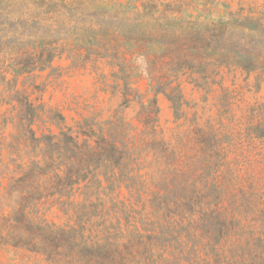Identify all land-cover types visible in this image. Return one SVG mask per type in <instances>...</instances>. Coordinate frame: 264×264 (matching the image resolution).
Wrapping results in <instances>:
<instances>
[{
    "label": "rangeland",
    "instance_id": "1",
    "mask_svg": "<svg viewBox=\"0 0 264 264\" xmlns=\"http://www.w3.org/2000/svg\"><path fill=\"white\" fill-rule=\"evenodd\" d=\"M40 1L0 0V8L26 5L27 13L49 21L72 17L73 21H105L112 26L114 22L128 38L119 39L122 66L111 63V57L86 59L85 50L75 49L70 40L49 66L30 73L13 72L17 57L10 55L6 63L12 67L5 73L6 82L0 81V219L13 218L22 195L28 194L16 181L30 170L35 158V153L24 152L19 161L22 171L11 161V145L19 144L24 150H32L34 145L21 135L23 107L18 92L41 106L31 126L35 136L43 139L36 151L40 147L48 150L49 136H56L61 147L54 165L41 171L36 181L42 193L40 218L62 227H77L73 212L66 214L62 200L48 195L45 187L57 180L56 174L64 177L78 167V158L65 152L67 144L71 147L70 137L90 146L103 137L126 151L127 158L112 168L95 157L88 171L73 177H79L80 189L75 187L71 200L76 205L84 202L87 185L106 188L107 193L100 196L107 208L117 203L107 225L114 224L112 231L121 244L138 243L128 247L131 256L127 255L126 264H156L164 250L161 244L171 238L174 246L191 245L194 231L202 243L210 242L201 234L210 227L217 234L221 228L213 220L217 217L233 221L230 235L219 245L226 256L247 264L259 253L264 258V66L250 72L235 65L215 66L208 78L199 67L175 74L159 59L154 46L159 23L264 21V0H66L69 10L64 17L48 13V6L39 7ZM0 14L6 11L0 9ZM5 19L8 21L2 16L0 21ZM138 35L145 44L131 55L127 51L131 44L126 42ZM112 46L107 43L103 50L109 48L112 53ZM40 165L46 168V163ZM122 175L125 184L110 192V183H117ZM126 183L135 186L127 188ZM167 200L173 212L170 220L162 216L164 210L155 213V203ZM131 206L138 212L131 211ZM77 251L79 257L89 253ZM91 251L101 252L96 247ZM164 255L169 257L168 252ZM0 264L66 263L0 243ZM74 264L95 263L87 258ZM158 264L167 263L162 258Z\"/></svg>",
    "mask_w": 264,
    "mask_h": 264
},
{
    "label": "trees",
    "instance_id": "2",
    "mask_svg": "<svg viewBox=\"0 0 264 264\" xmlns=\"http://www.w3.org/2000/svg\"><path fill=\"white\" fill-rule=\"evenodd\" d=\"M40 2L39 7L48 6V13L53 15L58 14L64 17L65 11L69 10V4L66 3V0H42ZM16 6L17 4H8L5 9L4 7L0 8L6 11L5 15L0 14V18L2 16L8 18V21L6 19L0 21L1 82H6L5 73L11 66L6 61L11 58L10 55L17 57L13 63V72H16L17 75L30 73L37 67L44 69L49 66L55 56L64 53L67 48L66 41L69 40L72 41L75 49L85 50L86 59L92 55L111 57V63H116L118 66L123 65L121 61L123 44L119 39L128 37L119 32L116 23L114 25L113 22L112 26L107 25L105 21L101 23L73 21L72 17L67 18V21H49L46 18H40L39 15L36 17L27 13L24 8L26 5L15 9ZM14 12H19V17H14ZM142 33L144 34V31ZM135 34L139 33L136 32ZM144 42L145 39L139 35L136 38L132 37L126 42L131 44L127 51L134 55L136 48L145 44ZM107 43L113 44L112 53L108 51L109 48L103 50ZM154 46L160 52L159 59L163 60L165 66L169 68L168 70L175 74L199 67L202 68L200 71L204 72L208 78L215 71L213 67L220 65H235L247 72L255 71L260 66H264V21H209L206 23L169 21L166 24L159 23L157 29L154 30ZM121 70L123 71L122 68ZM17 97L23 107L21 118L23 132L21 135L34 145L32 150H24L19 144L11 145V161L22 171V165L19 161L23 158V153H35V158L31 161L30 170L16 181L21 182L28 194L22 195L13 218L4 217L0 219V236L2 239L0 243L9 244L14 249H24L25 247L29 251L48 255L52 262L74 264V262L89 258L95 264H126L127 255L131 256L128 247L134 248L138 243L130 241L121 244L118 234L112 231L114 224L111 222L110 226L107 225V218L111 217L110 215L117 207V203H113L110 209L107 208L105 200L100 196L101 192L107 193L106 188H103L101 184L87 185L86 198L79 205H76L71 198L76 191L75 187L80 184L79 177L77 179H73V177L88 171L89 164L95 157L113 168V166H119L127 158V152L119 149L103 137H100L96 146H90L87 143L80 145L76 138L70 137L71 147L67 144L65 152H71L78 158V167L75 170L70 169L64 177L59 173L56 174L57 180L45 188L49 191L48 195H57L58 199L62 200L61 206L66 214L70 211L73 212V215L76 216L77 227L69 225L62 227L48 223L38 216V200L42 193L36 181L39 174L45 173L54 165L55 155L60 152L61 147L54 140L56 136H49L46 138L48 150L40 147V150L36 151L43 139L35 136L31 126L34 124L41 106H35L18 92ZM19 138V135L15 137L17 142ZM42 155V159H36ZM41 163H46L45 169L41 167ZM126 178L127 180L130 179ZM125 182L126 179L122 175L117 183H110L109 191H114L121 186V183L125 184ZM134 186L126 183L127 188ZM79 189L80 187L77 188V190ZM136 190L139 191V188ZM94 196L95 199H93ZM155 206V213L164 210L162 216L170 220L173 212L168 200L155 203ZM130 210L138 212L134 206H131ZM95 217L101 219L94 220ZM114 218L118 220V218ZM213 220L215 224L221 225L217 234L211 229L212 227L205 229L201 234V237L209 238L210 242L204 244L198 240L199 235L196 231L191 235L193 240L191 245L174 246L173 239L169 238V242L161 244L164 250L159 261L163 258L167 264H184V260L186 264H247L244 260L232 261L219 249L221 239L230 235L229 229L232 228L233 221L228 222L226 217H217ZM223 228L227 231H223ZM4 230H7V233L6 237L3 238ZM152 242L153 239L149 237V244ZM95 247L101 252L94 254L91 249ZM78 249L89 250L87 251L89 253L84 257H79ZM165 252L169 253V257L164 255ZM232 252L234 256L236 251L233 250ZM245 253L246 251L243 250L242 255ZM247 253L251 256L250 249ZM261 255L259 253L254 256L256 259L248 264H264V258H261ZM158 262L156 261V264Z\"/></svg>",
    "mask_w": 264,
    "mask_h": 264
}]
</instances>
